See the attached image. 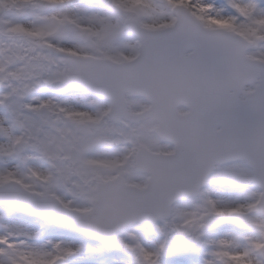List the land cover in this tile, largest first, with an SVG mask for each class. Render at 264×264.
<instances>
[{
    "label": "snow or ice",
    "instance_id": "1",
    "mask_svg": "<svg viewBox=\"0 0 264 264\" xmlns=\"http://www.w3.org/2000/svg\"><path fill=\"white\" fill-rule=\"evenodd\" d=\"M0 264H264V0H0Z\"/></svg>",
    "mask_w": 264,
    "mask_h": 264
}]
</instances>
